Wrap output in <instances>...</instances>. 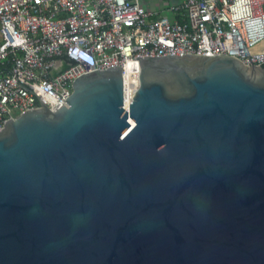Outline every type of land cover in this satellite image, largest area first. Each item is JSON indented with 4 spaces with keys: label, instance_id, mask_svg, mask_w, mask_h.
I'll return each mask as SVG.
<instances>
[{
    "label": "water",
    "instance_id": "95a60500",
    "mask_svg": "<svg viewBox=\"0 0 264 264\" xmlns=\"http://www.w3.org/2000/svg\"><path fill=\"white\" fill-rule=\"evenodd\" d=\"M0 129V264H264V62L138 56Z\"/></svg>",
    "mask_w": 264,
    "mask_h": 264
},
{
    "label": "built area",
    "instance_id": "2783aa9c",
    "mask_svg": "<svg viewBox=\"0 0 264 264\" xmlns=\"http://www.w3.org/2000/svg\"><path fill=\"white\" fill-rule=\"evenodd\" d=\"M167 53L261 64L264 0H0V129L42 106L32 91L56 110L97 68H121L125 100L140 70L132 58Z\"/></svg>",
    "mask_w": 264,
    "mask_h": 264
},
{
    "label": "bare ground",
    "instance_id": "6f19581e",
    "mask_svg": "<svg viewBox=\"0 0 264 264\" xmlns=\"http://www.w3.org/2000/svg\"><path fill=\"white\" fill-rule=\"evenodd\" d=\"M127 69L129 70V66H128ZM130 81H131V78H130V76H129V74H128V75H127L128 87L131 86V88L129 87V88L127 89V97H126V99L124 100V103H129V102L131 101V97H132L133 94H130V92H132L133 89H135L134 87L136 86V84H134L135 82H134V83H133V82L131 83ZM130 89H131V90H130ZM129 90H130V92H129Z\"/></svg>",
    "mask_w": 264,
    "mask_h": 264
}]
</instances>
